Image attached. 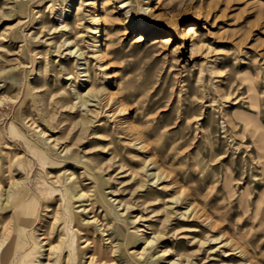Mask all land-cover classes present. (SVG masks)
Segmentation results:
<instances>
[{
  "label": "rangeland",
  "instance_id": "1",
  "mask_svg": "<svg viewBox=\"0 0 264 264\" xmlns=\"http://www.w3.org/2000/svg\"><path fill=\"white\" fill-rule=\"evenodd\" d=\"M263 196L264 0H0L10 264H264Z\"/></svg>",
  "mask_w": 264,
  "mask_h": 264
},
{
  "label": "bare ground",
  "instance_id": "2",
  "mask_svg": "<svg viewBox=\"0 0 264 264\" xmlns=\"http://www.w3.org/2000/svg\"><path fill=\"white\" fill-rule=\"evenodd\" d=\"M120 2V1H119ZM146 8V7H145ZM191 28V27H190ZM191 30V29H190ZM73 41V40H72ZM162 42H168V38H166V37H164L163 38V40H162ZM73 44H75L74 42H73ZM69 46V45H68ZM72 46V45H71ZM69 53V52H68ZM74 53V52H73ZM83 75V74H82ZM85 79V78H84ZM120 110H122V111H124V108H120ZM119 111V110H118ZM92 137H94V139L95 138H98L97 136H92ZM91 137V138H92ZM94 139H92V140H94ZM99 139V138H98ZM89 141V140H88ZM103 150H104V148H103ZM108 150V149H107ZM147 159V158H146ZM150 164V163H149ZM144 165V164H143ZM142 167H144V166H142ZM161 171V170H160ZM81 194H84V193H80V195ZM17 196V195H16ZM23 200V199H22ZM22 203L21 202H19L18 200L15 202V204H14V208L16 207L17 208V206H19L20 207V205H21ZM27 204V203H26ZM5 206L3 207V209H6L7 208V206H6V204H4ZM12 205V204H11ZM21 208V207H20ZM32 210V209H31ZM19 226V225H18ZM20 227V226H19ZM23 227V226H22ZM17 229V228H16ZM23 229V228H22ZM25 230H26V228H25ZM21 232V231H20ZM16 234V233H15ZM21 236H22V234H20ZM20 236V237H21ZM130 236H132L131 234H130ZM23 237H24V235H23ZM76 234H75V232L74 231H72L71 233H70V238H71V240L72 241H76ZM3 239L4 240H6V242H7V239H6V237L4 236L3 237ZM25 239V238H24ZM20 241V240H19ZM33 242V241H32ZM45 242V241H44ZM8 245H6L5 247H3L2 245H1V243H0V264H10V259H9V256H10V243L8 242L7 243ZM53 244V243H52ZM24 249V248H23ZM20 250V249H19ZM16 252V251H15ZM104 253V252H103ZM17 256H18V254H17ZM23 258H25V257H23ZM14 260V259H13ZM56 260V259H55ZM27 261H29L30 262V260L28 259H26V262ZM13 262V261H12ZM25 262V261H24ZM26 264V263H25Z\"/></svg>",
  "mask_w": 264,
  "mask_h": 264
},
{
  "label": "crops",
  "instance_id": "3",
  "mask_svg": "<svg viewBox=\"0 0 264 264\" xmlns=\"http://www.w3.org/2000/svg\"><path fill=\"white\" fill-rule=\"evenodd\" d=\"M261 216L263 217L264 219V196H263V201H262V206H261Z\"/></svg>",
  "mask_w": 264,
  "mask_h": 264
}]
</instances>
